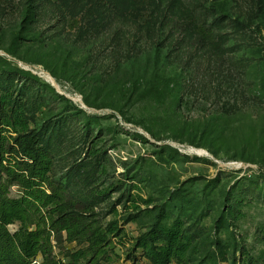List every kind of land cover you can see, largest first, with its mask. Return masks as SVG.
Segmentation results:
<instances>
[{
    "label": "rangeland",
    "instance_id": "1",
    "mask_svg": "<svg viewBox=\"0 0 264 264\" xmlns=\"http://www.w3.org/2000/svg\"><path fill=\"white\" fill-rule=\"evenodd\" d=\"M3 95L4 137L37 131L108 233L98 264H154L156 222L187 264H264V0H0ZM65 239L64 263L88 247Z\"/></svg>",
    "mask_w": 264,
    "mask_h": 264
},
{
    "label": "trees",
    "instance_id": "2",
    "mask_svg": "<svg viewBox=\"0 0 264 264\" xmlns=\"http://www.w3.org/2000/svg\"><path fill=\"white\" fill-rule=\"evenodd\" d=\"M197 33L201 43L217 37L211 25L199 23ZM8 99L0 98V264H33L38 257L41 264H81L82 259L97 263L107 252L108 233L88 218L87 203L52 177L53 160L37 144V131L15 138L14 145L4 137L1 126L13 125L5 114ZM15 185L21 193L18 197L11 196ZM15 222L20 227L11 232L9 225ZM183 230L181 225L156 222L137 246L146 249L154 264H170L175 258L187 264L193 240ZM64 237L68 242L88 243L86 249L72 253L68 263L54 255L53 241L61 244Z\"/></svg>",
    "mask_w": 264,
    "mask_h": 264
},
{
    "label": "built area",
    "instance_id": "3",
    "mask_svg": "<svg viewBox=\"0 0 264 264\" xmlns=\"http://www.w3.org/2000/svg\"><path fill=\"white\" fill-rule=\"evenodd\" d=\"M33 264H40V263H38V261L34 260Z\"/></svg>",
    "mask_w": 264,
    "mask_h": 264
},
{
    "label": "bare ground",
    "instance_id": "4",
    "mask_svg": "<svg viewBox=\"0 0 264 264\" xmlns=\"http://www.w3.org/2000/svg\"><path fill=\"white\" fill-rule=\"evenodd\" d=\"M52 78V77H51ZM56 86V85H55Z\"/></svg>",
    "mask_w": 264,
    "mask_h": 264
}]
</instances>
